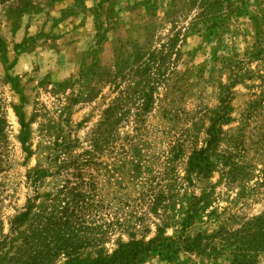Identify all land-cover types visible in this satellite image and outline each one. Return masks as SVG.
Segmentation results:
<instances>
[{
  "label": "rangeland",
  "instance_id": "rangeland-1",
  "mask_svg": "<svg viewBox=\"0 0 264 264\" xmlns=\"http://www.w3.org/2000/svg\"><path fill=\"white\" fill-rule=\"evenodd\" d=\"M128 248L264 264V0H0V264Z\"/></svg>",
  "mask_w": 264,
  "mask_h": 264
},
{
  "label": "trees",
  "instance_id": "trees-1",
  "mask_svg": "<svg viewBox=\"0 0 264 264\" xmlns=\"http://www.w3.org/2000/svg\"><path fill=\"white\" fill-rule=\"evenodd\" d=\"M214 143L215 142L212 140L209 142V145H212ZM18 219H19V216H15L14 220L17 221ZM132 246H135L136 248L137 247H143L144 248V246L142 244H139L138 242H134ZM146 249H150V248L146 247ZM128 250H129V252L121 251L115 257L110 258L107 261L106 260H95V261L80 260V261H76L72 264H134L135 258L142 252V250H137V251L133 252L132 254L130 253L131 249L128 248Z\"/></svg>",
  "mask_w": 264,
  "mask_h": 264
},
{
  "label": "crops",
  "instance_id": "crops-1",
  "mask_svg": "<svg viewBox=\"0 0 264 264\" xmlns=\"http://www.w3.org/2000/svg\"><path fill=\"white\" fill-rule=\"evenodd\" d=\"M59 1H65V0H53V3H58ZM95 4V3H94Z\"/></svg>",
  "mask_w": 264,
  "mask_h": 264
}]
</instances>
